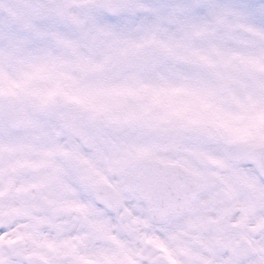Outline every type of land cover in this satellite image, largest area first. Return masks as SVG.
<instances>
[{"label":"snow or ice","instance_id":"snow-or-ice-1","mask_svg":"<svg viewBox=\"0 0 264 264\" xmlns=\"http://www.w3.org/2000/svg\"><path fill=\"white\" fill-rule=\"evenodd\" d=\"M14 6L0 95L69 98L46 46L63 28L54 0ZM129 11L146 35L164 28L166 53L182 58L188 78L172 90L214 132L201 144L207 162L189 175H129L101 162L87 130L0 108V264H264V0H113L95 16L118 27ZM22 50L31 59L14 74ZM231 92L238 110L226 113Z\"/></svg>","mask_w":264,"mask_h":264},{"label":"flooded vegetation","instance_id":"flooded-vegetation-1","mask_svg":"<svg viewBox=\"0 0 264 264\" xmlns=\"http://www.w3.org/2000/svg\"><path fill=\"white\" fill-rule=\"evenodd\" d=\"M66 2L69 4V9L66 10L64 6L61 10L56 9L57 16L62 22L73 24L74 27L71 31L64 30L59 33L64 32L69 38L75 37L72 35V31L76 32L78 37L87 34L101 36L102 31L98 29H105L107 26L112 29V26L98 22L95 14L82 13L72 1H64L63 5ZM86 6L91 8L87 3L84 6L80 4V7L86 8ZM71 12L74 14L71 15ZM55 39L60 40L57 37ZM49 48L52 50V60L55 64L60 59L59 65L66 80L65 91L67 92V88L74 87L78 92L77 96L82 97V79L74 70L81 67V63L76 62L77 59L80 62L87 59L89 54L87 49L84 50L83 57L76 52H73L72 57L70 51L75 49L71 45L67 48L54 46ZM94 50L99 51L101 48L95 47ZM109 51L111 50L109 49ZM60 54L62 57L57 58ZM159 67L162 66L159 65ZM79 74L81 75V72ZM130 74L133 73L127 62L118 69L114 66L113 61H108L101 68L92 72L90 80L95 84V88L101 91L100 107L107 109L105 113L94 111L89 115L88 112H82L79 109L78 103L66 99L63 95L58 96L52 102L50 101L51 103L46 105V111L30 113H38L45 118H50L52 123H68L87 130L90 142L100 154L101 162L111 160L114 164L121 166L129 175L135 176L137 168L142 176L146 174L145 168L140 169L141 160L144 158H156L164 164H181L192 173L197 171L200 165L207 162L208 154L202 150L201 144L211 137L210 129H200L196 132H194L195 129H179L176 126L177 116L175 117L172 113L164 110L162 104L156 105L152 111H125L120 115L121 120H111L113 111H111L110 103L113 100L111 90H113L114 79L124 78L130 84H134V80L138 82L143 79L140 73H136L135 78L134 74L133 76ZM157 79L156 72H153L149 77V80L154 82ZM128 97L131 101H135L133 97ZM21 131H23V127H21Z\"/></svg>","mask_w":264,"mask_h":264},{"label":"rangeland","instance_id":"rangeland-1","mask_svg":"<svg viewBox=\"0 0 264 264\" xmlns=\"http://www.w3.org/2000/svg\"><path fill=\"white\" fill-rule=\"evenodd\" d=\"M65 0H54L56 9H60ZM77 6L78 9L87 15L95 14L102 7L101 0H96L92 4L91 0H71ZM104 1V0H103ZM102 1V2H103ZM107 7L113 2V0H105ZM130 4H137L140 0H129L126 1ZM87 3L91 7H96L95 11L91 8L80 7ZM15 0H0V35H3L9 30V20L18 18L19 13L14 6ZM55 9V11H56ZM74 14L73 12L70 13ZM133 12L129 11L128 17L118 27L112 29L108 26L101 30V36L87 34L83 37H78L76 32L72 31V35L75 37L69 38L68 35L64 34L66 30H73L74 25L62 22V30H55L51 32L46 38V46L67 48L71 45L75 50H71L70 53L73 57V52L83 57L85 49L89 52L87 59H83L81 62L77 59V63H81V69L74 70L82 71L84 74L81 90L82 97H78V92L74 87L69 88L67 99L72 101H78L79 109L82 112H88L89 115L94 111H100L102 108L99 105V94L92 90L94 84L90 83L89 77L94 68H100L102 63L113 61L114 66L120 68V66L134 55H139L141 58L146 60L148 63V71L144 76V80L148 79L150 75L156 71L159 72L157 76L159 78L158 83H147L141 81L136 88V92H132L131 88L133 84L126 82L123 79L116 80L113 85V114L111 120H121L122 115L127 110H138L141 108L144 111H152L158 102L162 103L164 110L168 113H172L175 117L177 116L178 123L176 126L180 128L195 129L194 132L206 127L197 126L193 122V111L189 107V99L187 96L174 92L172 89L180 81L187 79L185 74V68L182 67L183 60L179 54H168L165 48L168 44V33L167 31L159 26H155L154 33L152 35H146V29L143 23L135 22L131 17ZM35 24L41 23L38 18L34 21ZM108 34V36H107ZM60 38V40L55 39ZM3 45V40H0V46ZM95 47L101 48V50H94ZM50 49V48H49ZM104 49V50H103ZM109 49L111 51H109ZM163 54V55H161ZM49 58L52 59V50L49 51ZM62 55H58L57 58H61ZM67 57V55H66ZM78 57V56H77ZM31 56L26 51H21L19 57L14 59L9 66V71L14 74H20L25 71L28 67ZM60 59L57 60L56 66L61 70L59 65ZM98 62V64H96ZM153 64H165L162 67H155ZM172 65V66H171ZM74 69V68H73ZM62 71V70H61ZM237 86L241 82V79L247 76V70L243 67L237 69ZM171 72L176 73L173 75ZM133 76V74H130ZM165 76V77H164ZM74 82V80H72ZM133 95L135 101H131L128 97ZM235 93L231 92L227 97H221V107L226 113L235 112L238 110V105L234 102ZM53 101V100H52ZM51 101V102H52ZM49 102V103H51ZM9 107L13 111H22L27 117L31 116L32 111H46V105L41 106L39 101L32 95L20 94L19 96L12 98L0 95V108ZM106 111V109H104ZM176 114V115H175ZM211 137L212 130L210 129Z\"/></svg>","mask_w":264,"mask_h":264},{"label":"water","instance_id":"water-1","mask_svg":"<svg viewBox=\"0 0 264 264\" xmlns=\"http://www.w3.org/2000/svg\"><path fill=\"white\" fill-rule=\"evenodd\" d=\"M22 116L23 114L20 113ZM143 165H146L148 168L147 173L144 176L147 175H157L159 177H176L178 175H189L191 174L187 170H185L183 167L179 166H166V165H160L157 163H151V161L147 160L143 162ZM137 177H142L140 173L138 172L136 174Z\"/></svg>","mask_w":264,"mask_h":264}]
</instances>
